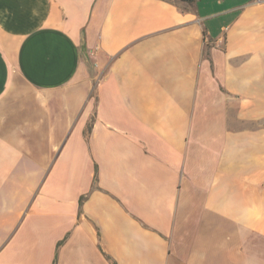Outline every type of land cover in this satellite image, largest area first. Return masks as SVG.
<instances>
[{
    "label": "crops",
    "instance_id": "1",
    "mask_svg": "<svg viewBox=\"0 0 264 264\" xmlns=\"http://www.w3.org/2000/svg\"><path fill=\"white\" fill-rule=\"evenodd\" d=\"M0 264H264V0H0Z\"/></svg>",
    "mask_w": 264,
    "mask_h": 264
},
{
    "label": "rangeland",
    "instance_id": "2",
    "mask_svg": "<svg viewBox=\"0 0 264 264\" xmlns=\"http://www.w3.org/2000/svg\"><path fill=\"white\" fill-rule=\"evenodd\" d=\"M241 0H228V3L231 4H237L239 3ZM244 1V0H243Z\"/></svg>",
    "mask_w": 264,
    "mask_h": 264
}]
</instances>
